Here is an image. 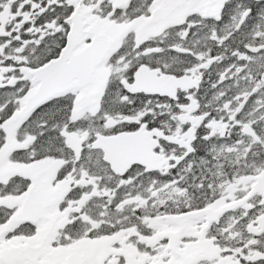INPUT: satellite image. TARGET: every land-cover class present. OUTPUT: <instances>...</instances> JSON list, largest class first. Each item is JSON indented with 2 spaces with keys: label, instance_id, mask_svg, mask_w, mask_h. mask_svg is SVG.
<instances>
[{
  "label": "snow or ice",
  "instance_id": "6c2138e0",
  "mask_svg": "<svg viewBox=\"0 0 264 264\" xmlns=\"http://www.w3.org/2000/svg\"><path fill=\"white\" fill-rule=\"evenodd\" d=\"M0 264H264V0H0Z\"/></svg>",
  "mask_w": 264,
  "mask_h": 264
}]
</instances>
